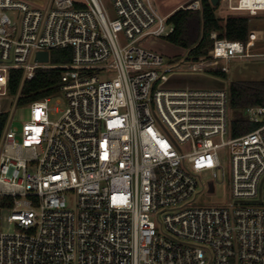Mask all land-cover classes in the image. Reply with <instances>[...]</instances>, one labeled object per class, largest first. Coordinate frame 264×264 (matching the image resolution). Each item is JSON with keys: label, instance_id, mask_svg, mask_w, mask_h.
<instances>
[{"label": "built area", "instance_id": "1", "mask_svg": "<svg viewBox=\"0 0 264 264\" xmlns=\"http://www.w3.org/2000/svg\"><path fill=\"white\" fill-rule=\"evenodd\" d=\"M220 4L264 14V0ZM169 17L152 0H0V264H264V106L240 111L257 126L234 137L229 90L168 88L178 66L150 44L173 33ZM259 35L213 32L208 61L251 57ZM56 49L71 61L52 63ZM186 60L193 71L208 62ZM51 69L62 70L56 96L11 95L13 71L23 84ZM10 97L31 108L21 131ZM223 149L234 201L196 204L204 175L226 178Z\"/></svg>", "mask_w": 264, "mask_h": 264}, {"label": "rangeland", "instance_id": "2", "mask_svg": "<svg viewBox=\"0 0 264 264\" xmlns=\"http://www.w3.org/2000/svg\"><path fill=\"white\" fill-rule=\"evenodd\" d=\"M187 0H152L156 9L161 13V15L166 16L173 10L178 4L184 3ZM191 3L193 2L190 1ZM106 6L109 11H112L109 1H105ZM190 3V4H191ZM186 5V4H185ZM185 5L183 7H185ZM217 15L220 18H227L230 15L234 16H247L250 18V23L253 27L252 31L260 32V40L256 43V46L251 50V57L244 59H232L229 61L218 60V61H208L210 60L209 54L205 58L208 62L202 71H193L191 69L190 63L186 60L188 56V51L183 50L177 46L168 43L166 40L161 39L150 44L151 47L160 53L166 59V63L172 64L173 67H177L174 72L170 75V81L166 85L170 89H196V90H211V89H226L234 81H262L264 80V14L259 13L257 16H251L247 12H237L232 11L227 5L221 4ZM54 53L51 51V62L54 63ZM222 67L227 68L226 75L224 78L214 74L216 71H221ZM61 100V104L58 102ZM54 98L49 106L51 108L49 112V120L55 123L60 114L54 111L55 107L60 109L65 108L64 99ZM13 99L11 97L7 102V111L10 125L18 128L19 131L22 130L23 125L31 120V108L29 106L14 105ZM240 112L232 111V119H237L241 117ZM254 125V124H252ZM257 126V125H256ZM187 150V149H185ZM220 161L222 169L220 170V175L223 171L226 174L225 180H220L216 183L212 180L210 175H204L199 194L196 197V204L202 205H229L234 201L232 196V186L230 184L232 166L231 157L227 149H223L220 153ZM73 200V198H71ZM5 232H15L16 225L14 223H5L3 227Z\"/></svg>", "mask_w": 264, "mask_h": 264}, {"label": "trees", "instance_id": "3", "mask_svg": "<svg viewBox=\"0 0 264 264\" xmlns=\"http://www.w3.org/2000/svg\"><path fill=\"white\" fill-rule=\"evenodd\" d=\"M195 1V0H193ZM181 7L169 17V23L174 25V31L165 40L183 50L188 51V58L198 60L209 54L213 48L211 34L218 32L220 38L231 41L246 42L253 27L247 16L230 15L220 18L217 11L220 3L213 6L210 0H201V10H189ZM54 63L63 65L71 61V49H56ZM214 74L227 77L223 71ZM62 85V70H39L32 80L22 84V71H13L10 81L11 95L20 94L19 104H28L40 99L56 96L60 93ZM231 97V108L240 112L250 106H264V80L262 81H234L229 87ZM4 115L0 122L6 120ZM3 124L0 123V130ZM256 128V124L248 123L242 118L234 119L232 122V135L234 137L248 133Z\"/></svg>", "mask_w": 264, "mask_h": 264}, {"label": "water", "instance_id": "4", "mask_svg": "<svg viewBox=\"0 0 264 264\" xmlns=\"http://www.w3.org/2000/svg\"><path fill=\"white\" fill-rule=\"evenodd\" d=\"M213 6H217L220 3V0H210ZM36 60L40 62H48L49 61V53L48 52H39L36 56Z\"/></svg>", "mask_w": 264, "mask_h": 264}, {"label": "crops", "instance_id": "5", "mask_svg": "<svg viewBox=\"0 0 264 264\" xmlns=\"http://www.w3.org/2000/svg\"><path fill=\"white\" fill-rule=\"evenodd\" d=\"M26 1H29V2H32L33 4L35 5H38V6H42L44 5L48 0H26ZM190 1L192 0H187L186 2L184 3H180L178 4L173 10H171L168 15H171L172 13H174L176 10H178L179 8L183 7L185 4L189 3Z\"/></svg>", "mask_w": 264, "mask_h": 264}]
</instances>
